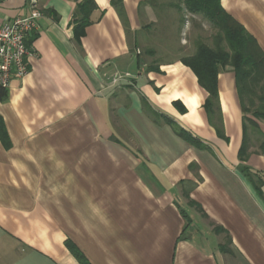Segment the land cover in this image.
<instances>
[{"label": "crops", "instance_id": "obj_1", "mask_svg": "<svg viewBox=\"0 0 264 264\" xmlns=\"http://www.w3.org/2000/svg\"><path fill=\"white\" fill-rule=\"evenodd\" d=\"M94 1L84 24L78 0H37L29 73L0 100V264H82L70 246L89 264H264V120L233 68L211 118L183 61L200 42L173 52L180 7ZM221 4L264 51V0ZM31 12L0 0V24Z\"/></svg>", "mask_w": 264, "mask_h": 264}, {"label": "trees", "instance_id": "obj_2", "mask_svg": "<svg viewBox=\"0 0 264 264\" xmlns=\"http://www.w3.org/2000/svg\"><path fill=\"white\" fill-rule=\"evenodd\" d=\"M184 5L192 15H202L217 31L212 37L214 47L198 44L193 57L184 59L198 77L200 85L208 92L205 110L214 118L219 111L218 75L221 68L234 70L237 88L245 115L251 114L256 121L264 120V51L258 41L230 16L222 7L221 0H174ZM123 15V0H111ZM97 9L94 0H78L76 16L89 24L90 14ZM7 98V89L0 86V100ZM253 109V110H252ZM252 110V111H251ZM249 121L245 117V122ZM252 125L258 127L252 120ZM181 135L195 143L183 131ZM243 153L246 149L243 148ZM241 153V157L243 156ZM242 172L249 175L246 168ZM70 246V245H69ZM82 264H89L83 255L70 246Z\"/></svg>", "mask_w": 264, "mask_h": 264}, {"label": "built area", "instance_id": "obj_3", "mask_svg": "<svg viewBox=\"0 0 264 264\" xmlns=\"http://www.w3.org/2000/svg\"><path fill=\"white\" fill-rule=\"evenodd\" d=\"M32 12L27 17L0 24V86L8 89L15 78H24L29 73V60L33 56L27 40L38 28L42 13L37 9V0H30ZM128 73H116L112 83L118 84L130 78Z\"/></svg>", "mask_w": 264, "mask_h": 264}, {"label": "rangeland", "instance_id": "obj_4", "mask_svg": "<svg viewBox=\"0 0 264 264\" xmlns=\"http://www.w3.org/2000/svg\"><path fill=\"white\" fill-rule=\"evenodd\" d=\"M170 1H172L173 4L177 5V7H180L179 9L182 10L181 11L182 15L180 14L181 18L186 16L185 13L186 9L184 5H182V3H179L174 0H170ZM173 12L175 13H173L170 19V29L172 32L174 46H175L173 52L176 53L179 52V48H180L179 46L182 41L181 39H189L190 46L193 47H194V43H196L197 41H199L200 44L203 43V44H207L208 46L213 44L212 37L215 36L217 31L214 29L213 25L207 19H205L202 15L200 17H196V19H194L190 15H187L189 19V23L185 24L184 22L183 24L180 22L181 18L179 17L178 14H176V11ZM178 12L180 13V11H177V13Z\"/></svg>", "mask_w": 264, "mask_h": 264}]
</instances>
